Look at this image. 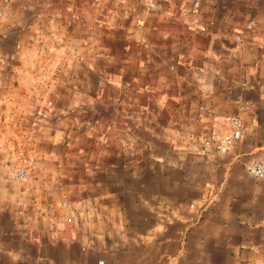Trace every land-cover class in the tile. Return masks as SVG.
Instances as JSON below:
<instances>
[{
    "label": "crops",
    "instance_id": "obj_1",
    "mask_svg": "<svg viewBox=\"0 0 264 264\" xmlns=\"http://www.w3.org/2000/svg\"><path fill=\"white\" fill-rule=\"evenodd\" d=\"M252 162L264 0H0V264H264Z\"/></svg>",
    "mask_w": 264,
    "mask_h": 264
},
{
    "label": "built area",
    "instance_id": "obj_2",
    "mask_svg": "<svg viewBox=\"0 0 264 264\" xmlns=\"http://www.w3.org/2000/svg\"><path fill=\"white\" fill-rule=\"evenodd\" d=\"M229 122L234 127L233 134L230 135V137H227L224 139V141L220 142L219 147L221 150L227 149L230 145H232V142L237 140L241 135V119L239 116H232L228 118ZM206 144H208L206 142ZM24 165L21 167H18L13 170L11 179L12 180H24L27 178L29 174V168L27 167L25 160ZM248 171L257 178H264V163L262 162H252L248 166Z\"/></svg>",
    "mask_w": 264,
    "mask_h": 264
}]
</instances>
